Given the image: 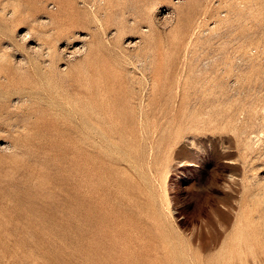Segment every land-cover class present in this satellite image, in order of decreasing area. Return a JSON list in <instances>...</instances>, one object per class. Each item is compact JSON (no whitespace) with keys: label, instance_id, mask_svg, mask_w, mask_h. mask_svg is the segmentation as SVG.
I'll list each match as a JSON object with an SVG mask.
<instances>
[{"label":"rangeland","instance_id":"obj_1","mask_svg":"<svg viewBox=\"0 0 264 264\" xmlns=\"http://www.w3.org/2000/svg\"><path fill=\"white\" fill-rule=\"evenodd\" d=\"M0 264H264V0H0Z\"/></svg>","mask_w":264,"mask_h":264},{"label":"bare ground","instance_id":"obj_2","mask_svg":"<svg viewBox=\"0 0 264 264\" xmlns=\"http://www.w3.org/2000/svg\"><path fill=\"white\" fill-rule=\"evenodd\" d=\"M27 33H28V32H27ZM27 33H26V35H27ZM82 47H83V45H82ZM79 49H80V48L77 47L75 50L73 49V52L75 53V52H77V51H80L81 49H80V50H79ZM66 50H67V49H66ZM82 50H83V49H82ZM72 54H73V53H72ZM73 55H75V54H73Z\"/></svg>","mask_w":264,"mask_h":264}]
</instances>
